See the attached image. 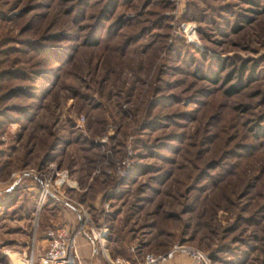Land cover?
Segmentation results:
<instances>
[{"label": "rangeland", "instance_id": "rangeland-1", "mask_svg": "<svg viewBox=\"0 0 264 264\" xmlns=\"http://www.w3.org/2000/svg\"><path fill=\"white\" fill-rule=\"evenodd\" d=\"M33 172L64 178L39 198ZM72 209L102 238L80 264H264V0H0V264H37Z\"/></svg>", "mask_w": 264, "mask_h": 264}, {"label": "built area", "instance_id": "built-area-1", "mask_svg": "<svg viewBox=\"0 0 264 264\" xmlns=\"http://www.w3.org/2000/svg\"><path fill=\"white\" fill-rule=\"evenodd\" d=\"M22 176H31L33 180L38 182L39 198H43L46 195H50L52 185L60 186L63 181L64 173H59L57 177L59 179L50 182V176L47 179L43 175L38 173H26ZM73 210V209H72ZM76 214L77 225L75 228L63 225L53 227L48 229L45 233L46 235V245L39 255L37 264H80V258L78 254V249L76 245V238L78 235H82L88 244L91 246V254L95 252V244H98L102 240L101 232H96L94 229H89L86 231L84 224L86 223V218H81L79 213L73 210ZM177 254L185 255L191 262V264H209L206 254L201 250L186 246L182 244L173 245L169 250L163 253H146L143 255L142 260L137 264H167L170 260L174 258ZM107 264H131L123 259L114 258L111 259L106 256Z\"/></svg>", "mask_w": 264, "mask_h": 264}, {"label": "trees", "instance_id": "trees-1", "mask_svg": "<svg viewBox=\"0 0 264 264\" xmlns=\"http://www.w3.org/2000/svg\"><path fill=\"white\" fill-rule=\"evenodd\" d=\"M111 7H114V4H111ZM96 43L95 42H92V45H95ZM215 65H217V67H221L220 69H218V72H209L210 70H208L206 74H203L201 71L199 70H196L195 73H193L192 76H197L198 80L200 81H207L209 82L212 86H216V85H219L220 84V74L224 71V66H222V64H220V62H217ZM221 65V66H219ZM240 67L239 68V78L237 79V81L233 84V85H230L228 86V88H226L222 93H223V96L225 98H229V97H234L236 96L237 94H239L241 91H243L244 89H246V84L244 83L243 79H242V76L243 74L245 73L246 69H245V65L242 66V63L240 64ZM227 76L230 77L228 74L225 75V77ZM249 83V82H248ZM257 134H251V137L249 139H251L252 141L254 140V138L256 137ZM260 137V136H258ZM255 141V140H254ZM248 148H249V145H246ZM246 150V148L244 149ZM224 154V153H223ZM239 155V154H238ZM212 162V161H211ZM221 163H223V161L221 162H218V163H215L213 161V163L211 164L212 167H213V170L214 171L211 177V180L215 182V185H220L221 183L225 184L227 181H228V178L230 177L231 173L229 171V169L227 168H224L222 167L221 168ZM220 169V170H219ZM216 171V172H215ZM226 174V175H224ZM223 175V176H222ZM260 179V178H259ZM256 184V182H253V183H247L245 184L244 186V189H248V186L251 188V187H254ZM225 199L226 201H231L229 197H225L223 198ZM121 246H123V243L121 244ZM119 250V249H118ZM124 252V250H122ZM121 251V252H122ZM122 252V253H123ZM137 254V253H136ZM135 255V254H134ZM136 257L134 259L130 258V256H127V255H122L121 253H112L111 255V259H114V258H121L131 264H137L138 262H140L142 260V257L143 255L140 256V258H137L138 255H135ZM137 258V259H136ZM239 262V259L237 258L235 260V263L237 264Z\"/></svg>", "mask_w": 264, "mask_h": 264}, {"label": "crops", "instance_id": "crops-1", "mask_svg": "<svg viewBox=\"0 0 264 264\" xmlns=\"http://www.w3.org/2000/svg\"><path fill=\"white\" fill-rule=\"evenodd\" d=\"M77 245V244H76ZM78 249V248H77ZM183 261V260H182ZM93 264H95V263H93Z\"/></svg>", "mask_w": 264, "mask_h": 264}, {"label": "bare ground", "instance_id": "bare-ground-1", "mask_svg": "<svg viewBox=\"0 0 264 264\" xmlns=\"http://www.w3.org/2000/svg\"><path fill=\"white\" fill-rule=\"evenodd\" d=\"M193 38V37H192Z\"/></svg>", "mask_w": 264, "mask_h": 264}]
</instances>
